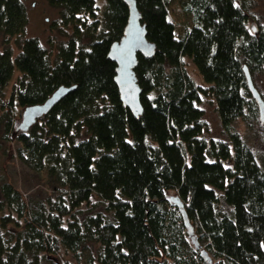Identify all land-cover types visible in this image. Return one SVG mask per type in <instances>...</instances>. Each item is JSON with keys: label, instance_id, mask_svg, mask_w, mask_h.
Instances as JSON below:
<instances>
[{"label": "trees", "instance_id": "trees-1", "mask_svg": "<svg viewBox=\"0 0 264 264\" xmlns=\"http://www.w3.org/2000/svg\"><path fill=\"white\" fill-rule=\"evenodd\" d=\"M45 1L57 10L54 25L72 28L53 59L37 38H25L22 1L0 0V108L42 104L58 88L71 89L15 139L18 160L54 190L35 203L0 182V264H264V171L233 128L236 120L259 119L244 68L251 80L264 71V26L249 31L248 0H135L154 45L151 58L137 55L138 117L120 103L108 59L127 6ZM174 10L190 19L179 36ZM185 58L206 87L186 74ZM203 96L214 99L225 141L206 138ZM3 121L6 138L8 111ZM168 192L182 202L202 247H183L188 231ZM93 196L110 217L78 221Z\"/></svg>", "mask_w": 264, "mask_h": 264}, {"label": "rangeland", "instance_id": "rangeland-1", "mask_svg": "<svg viewBox=\"0 0 264 264\" xmlns=\"http://www.w3.org/2000/svg\"><path fill=\"white\" fill-rule=\"evenodd\" d=\"M25 6L28 24L25 30V38L35 37L40 41V44L48 51L51 59L56 54L58 45L67 41L68 36L72 32V28H59L54 23L58 20L57 10L49 7L45 0H21ZM99 5L103 3L99 1ZM250 20L247 23L249 31L264 26V0H248ZM171 20L176 25V32L179 36L189 26L190 19L185 17L177 10L170 13ZM3 38L0 37V52L2 51ZM9 44L14 53H17L15 47V39L11 38ZM182 66L186 74L194 81V83L201 87H206L202 78L198 74L192 62L185 58L182 61ZM20 77L18 72H15L11 82L5 90L4 103H6L13 86L16 84L17 79ZM253 85L264 100V71L256 73L252 78ZM264 102V101H263ZM203 111V119L207 123L208 133L207 139L213 138L225 141L222 134L220 122L218 120L214 99L210 96H203L199 105ZM24 108L14 107L12 109L0 108V117L3 112L8 111L11 117V129L4 138V131L6 124L3 121L0 123V182H7L16 189L23 198H29L35 203H46V200L53 195V186L50 181L40 173H36L30 168L24 166L16 156V137L18 135V125L21 121V116ZM233 128L238 132L243 141L250 147L254 157L259 166L264 171V117L260 122L258 117L252 118L247 121L236 120L233 123ZM168 196L174 197V193L168 192ZM3 214H7L4 212ZM94 215H102L109 218L110 214L105 209V204L97 197L93 196L89 204L84 205L76 213L78 221ZM193 227V225H191ZM9 234L15 232L14 229L9 228ZM193 234L195 230L193 228ZM198 246H203L204 241L196 239ZM191 244V239L188 235L185 236L183 247H188ZM70 257L65 255L62 261H69ZM55 261L52 258H45L42 264H53Z\"/></svg>", "mask_w": 264, "mask_h": 264}, {"label": "water", "instance_id": "water-1", "mask_svg": "<svg viewBox=\"0 0 264 264\" xmlns=\"http://www.w3.org/2000/svg\"><path fill=\"white\" fill-rule=\"evenodd\" d=\"M128 8V19L123 31V36L118 42L111 45L108 59L116 65L114 83L118 89L119 100L124 108H127L134 117L142 113L140 104L141 90L137 85L134 69L137 65V55L151 58L154 54V45L146 40V32L140 23V15L136 8L135 0H121ZM248 89L257 105L259 121H263L264 102L255 89L251 77L244 68ZM71 89L58 88L44 103L24 108L21 121L17 127L18 131L25 133L36 121L46 115ZM167 201L175 204L179 209L183 223L188 231L192 243L194 242L193 228L185 214L182 202L175 197L167 198ZM205 255V252H203Z\"/></svg>", "mask_w": 264, "mask_h": 264}]
</instances>
